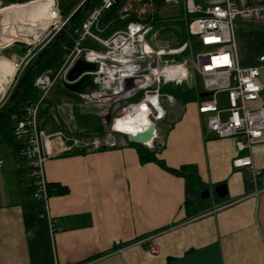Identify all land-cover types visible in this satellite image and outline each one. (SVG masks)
<instances>
[{"label":"crops","instance_id":"1","mask_svg":"<svg viewBox=\"0 0 264 264\" xmlns=\"http://www.w3.org/2000/svg\"><path fill=\"white\" fill-rule=\"evenodd\" d=\"M9 5L11 0H0L1 9ZM235 35L241 66H262L264 84V25L237 21ZM15 47L2 49L9 62L26 53ZM196 92L199 99L177 106L171 118L166 113L157 138L144 146L155 151L157 162H142L127 137L114 148L50 159L47 204L27 189V165L14 156V128L0 119V264H264V136L252 148L261 172L255 195L250 170L233 166L247 152L239 154L234 140L208 131L207 116L198 112L202 91ZM252 106L264 108V90ZM56 107L50 102L41 113L54 116L56 131L104 137L97 128L82 130L79 116L74 124L60 123ZM185 167L191 180L170 172ZM220 185L227 188L225 198L216 196ZM205 191L210 196L201 202Z\"/></svg>","mask_w":264,"mask_h":264},{"label":"built area","instance_id":"2","mask_svg":"<svg viewBox=\"0 0 264 264\" xmlns=\"http://www.w3.org/2000/svg\"><path fill=\"white\" fill-rule=\"evenodd\" d=\"M136 1L142 4L140 10L133 11L131 0L121 4L115 19L123 23L122 28L104 37L103 16L122 0L119 3L100 0L75 31V44L59 68L36 79L34 86L39 92L38 101L24 107L23 116L13 129L21 146L15 159L27 165V189L35 201L47 204L50 191L45 167L50 159L91 148L116 147V136L127 135L114 129L116 123L134 117L138 112L146 114L156 124L164 120V102L172 103L174 98L164 95L162 88L187 82L192 65L202 80V93L209 94L198 104L199 114L207 116V129L216 139L234 140L239 154L247 152L235 158L233 166L250 170L255 195H258L257 180L261 172L254 166L252 148L264 136V108L252 105L260 101L264 90L262 66H241L235 24L242 21L264 25V0ZM29 3L48 4L49 23L41 35L20 34L30 38L32 44H28L30 48H26L19 62H13L14 74L7 89L0 94V109L8 101L21 75L65 28L69 19L62 17L58 0ZM181 4L184 7L181 22L185 23L189 41L175 48L169 45L153 48L148 38L158 44L162 32L156 29L158 8ZM192 38L204 49L196 56ZM89 42L101 48H90L87 46ZM80 58L97 65L95 72L91 73L95 89L76 96L81 108L94 110L102 120L106 127L103 138L90 140V135L79 136L71 130L49 135L39 123L40 114L50 109L51 90L69 84L68 74ZM259 62L264 63V56Z\"/></svg>","mask_w":264,"mask_h":264},{"label":"rangeland","instance_id":"3","mask_svg":"<svg viewBox=\"0 0 264 264\" xmlns=\"http://www.w3.org/2000/svg\"><path fill=\"white\" fill-rule=\"evenodd\" d=\"M31 1H29V2H31ZM73 1L79 2L81 0H73ZM125 1L126 0H122L121 4L124 3ZM197 1H201V0H197ZM29 2L15 3L13 5H24V4L29 3ZM65 3L66 2L63 1L62 7L65 6ZM130 3H131V7H132L133 11L140 10L142 8V4L137 2L136 0H131ZM9 6H11V5H9ZM0 9H1V7H0ZM25 16H26V14H25ZM183 17H184V7L182 4L181 5H165V6L159 7L158 8L159 23H158L156 29L162 30V32H161L160 38L158 40L159 41L158 44L152 43L150 41V38H148V41L150 42L151 46L153 48H158V46L166 47L167 45H169V47L175 48L177 46H180V44H182L184 42H188L189 37L185 33V23L181 22ZM19 22H20V20H18V23ZM24 22H25V20H23L22 23H24ZM113 22L117 23L116 24L118 26L117 28H120L123 25V23L121 24V22L118 19H114V20H112V22L108 23L106 26L103 25V26H105L104 28L102 26H101V28H103L104 30H108V29L110 30V28L113 26V24H112ZM41 25H43V24L41 23ZM47 26H40L39 28H37L34 31H31L29 29H24V30L19 29L18 33L19 34H26V35L32 34V36L36 34L38 36V35H41L43 33V29L46 28ZM9 39L10 38H7L6 36H2L0 33V47L3 46V44H6V40L9 41ZM190 40L192 41L193 46L195 48L194 49V55L195 56L204 51V49L200 45H198L196 39L192 38ZM8 47H6V48H8ZM187 55H188V53L186 54V56ZM0 56H1L0 59H2V60L7 59L5 56V53H3L2 49H0ZM2 57H4V58H2ZM6 61H9V60H6ZM190 66H191L190 75H189V79L187 82H184V83L179 84V85L170 84L167 87L169 89L183 88V89H195V90L197 87L200 91H202L203 90L202 80L200 79V77H198L196 75V72L193 69L192 65H190ZM50 71L52 72V70H50ZM44 73H46V72H44ZM43 74H41V75H43ZM40 76H38V77H40ZM167 94L168 93H165L164 95H167ZM170 96H172V95H170ZM225 97L226 96H224V98ZM197 99H199V98L196 97L195 100H197ZM49 101L54 103L55 105L57 103L58 107H56L55 111L57 114L58 121L60 123H63V120H64L68 123L74 124L75 119L77 120V116H79L81 121L80 122L78 121V124L81 125L79 127L82 128V130H89L90 131L91 129H94V128L98 129L100 127H103V130L105 133L106 127L102 124V120L100 119V117L98 115L97 116L92 115L91 117H89L87 114L88 112L84 108H81V106H80L81 102L79 101L77 96L66 91L62 85H58L51 90ZM176 103L178 105H176ZM172 104H174V105H172ZM67 105H69V107H67ZM72 106H74V110H73ZM177 106H182V103L181 102L179 103V101H177L175 98H174V102H172V103H170L168 101L164 102L165 111H166L168 116L170 114L169 118L172 117V113H174ZM224 106H226V101L224 102ZM168 112H169V114H168ZM58 115H61V117ZM167 115L165 117V120L168 118ZM53 118H54V116L52 117L49 115L40 114V116H39L40 125L42 124L43 121L46 122L42 128L49 135H52V134H55L58 132V131H56L58 129V127L56 126ZM223 118H225V116H223ZM84 132H86V131H84ZM121 137L125 138L126 136L117 135L116 139L119 140V138H121ZM201 195L202 194L199 195V198H200L199 200H201V202H203L204 200L202 201Z\"/></svg>","mask_w":264,"mask_h":264},{"label":"trees","instance_id":"4","mask_svg":"<svg viewBox=\"0 0 264 264\" xmlns=\"http://www.w3.org/2000/svg\"><path fill=\"white\" fill-rule=\"evenodd\" d=\"M11 1H12V4L17 3V2H15V0H11ZM58 1H59L61 15H62V17L64 19H67L74 13V11L82 4V2L84 0H81L79 2H74L73 0H58ZM63 1H65L66 3H65V6L62 7ZM99 1L100 0H97L89 8V10L86 11L76 21V23L69 28L68 32L63 36V38L56 45V47H54L52 49V51L44 58L42 63L39 65V67L33 72V74L28 79V81H27V83H26V85H25V87H24V89H23V91L21 93V96H20L18 104L1 121H4V120L8 121L9 124L11 125L12 129L14 128L15 123L18 120H20L22 118V116H23L24 107H26L27 105L31 104L32 102L35 101L36 98L39 97V92L34 86L36 78L38 76H40L41 74H43L44 72H47V71H50V70L55 71V70H57L59 68V66L61 65L62 60L64 59V57L67 55L69 50L75 44V40H76L75 31L80 28L82 22L87 17V13H89L99 3ZM120 7H121V3L116 5L112 10H110L109 12H107L103 16V19L101 21V26L103 28L108 23L112 22V20H114L117 17V14H118V11H119ZM112 24H113V26L110 28V30L108 29V30H104L103 31L102 36L106 37V36L110 35L112 32L122 28V27L117 28L118 26L116 25L117 24L116 22H113ZM121 24H122V22H121ZM103 25H105V26H103ZM87 46L90 47V48H93V49H100L101 48L98 44H94V43H90V42L87 43ZM25 50H26V48H21V52H25ZM35 60L33 61L32 65L34 64ZM167 86L168 85H166V86H164L162 88L163 94L168 93L169 95H172L177 101H179V103L181 102L183 105H186V104L194 101L195 98L197 97V92H196L195 89H183V88L169 89ZM49 103H50V101H49ZM48 111H49V109H46L44 112L47 113ZM96 130L99 131V133H104L103 127H100V128H98ZM77 134L79 136H89L90 135V133L88 131H86V132H78ZM12 139L15 140L14 135L12 136ZM131 144L133 146L137 147L142 162H149V161L157 162L158 161L157 158H156L155 151H150L149 149H147L146 147H144L142 145H137V144H133V143H131ZM14 145H15L14 156H16V154L20 150L21 146H20L19 142H16ZM188 170H189V168L185 167V168H182L179 171L171 170L170 172L173 173V174H176L178 176H185L186 178L191 180V178L194 177V174L191 173V171L188 174L187 173ZM49 191H50V194H51L52 192L50 190V187H49ZM25 220H26V224L28 226H33V224H32L33 218L26 217Z\"/></svg>","mask_w":264,"mask_h":264},{"label":"water","instance_id":"5","mask_svg":"<svg viewBox=\"0 0 264 264\" xmlns=\"http://www.w3.org/2000/svg\"><path fill=\"white\" fill-rule=\"evenodd\" d=\"M97 0H84L82 4L74 11V13L69 17L67 25L65 28L55 37L52 43L44 49L36 58L34 64L26 70L19 78L12 94L10 95L8 101L0 109V119L5 118L12 109L18 104L21 93L33 72L39 67L44 58L52 51L54 47L60 42L63 36L68 32L69 28L73 26L76 21L86 12ZM119 3L121 0H115ZM0 30H1V16H0ZM13 46L21 48H30V46L25 42H15ZM97 65L95 63L88 62L85 58H80L75 63L70 73L68 74L69 84H64L63 88L73 95L83 94L86 90L93 91L95 89L93 76L91 73L95 72ZM209 94H200L201 98L208 97ZM128 141L133 144L151 146L152 143L157 138V124L154 121L150 122V125L143 132H138L136 134H127ZM215 193L218 198H225L227 196V188L225 185H220L215 188ZM210 196L209 191L202 193V199H208Z\"/></svg>","mask_w":264,"mask_h":264},{"label":"bare ground","instance_id":"6","mask_svg":"<svg viewBox=\"0 0 264 264\" xmlns=\"http://www.w3.org/2000/svg\"><path fill=\"white\" fill-rule=\"evenodd\" d=\"M48 11L49 5L45 3H27L24 5H13L0 9V33L2 36L10 38L9 41L6 40V44H3L0 49L11 46L12 42L18 41L32 44V40L27 37H22L18 33V30L29 29L34 31L40 26H47L49 23ZM18 20H20L19 23ZM23 20H25L24 23H22ZM41 23L43 25H41ZM13 74V61L9 62L0 59V94L3 93L4 85L7 83L8 79L13 76ZM150 122L151 120L148 119L146 114L138 112L134 117L117 122L114 129L123 134H136L147 128L150 125Z\"/></svg>","mask_w":264,"mask_h":264}]
</instances>
